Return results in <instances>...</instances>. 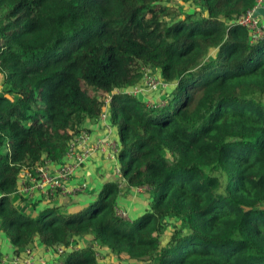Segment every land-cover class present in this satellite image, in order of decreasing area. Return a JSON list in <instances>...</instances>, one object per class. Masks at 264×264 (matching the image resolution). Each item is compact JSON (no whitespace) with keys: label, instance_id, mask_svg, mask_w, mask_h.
<instances>
[{"label":"trees","instance_id":"1","mask_svg":"<svg viewBox=\"0 0 264 264\" xmlns=\"http://www.w3.org/2000/svg\"><path fill=\"white\" fill-rule=\"evenodd\" d=\"M165 1L0 0V234L15 257L38 243L64 249L60 264H264V33L235 22L258 0H177L183 17ZM146 72L174 86L164 104L125 92ZM107 96L120 180L147 210L119 217L109 182L32 217L20 177L62 164Z\"/></svg>","mask_w":264,"mask_h":264},{"label":"crops","instance_id":"2","mask_svg":"<svg viewBox=\"0 0 264 264\" xmlns=\"http://www.w3.org/2000/svg\"><path fill=\"white\" fill-rule=\"evenodd\" d=\"M258 6L264 7V0H260ZM155 76L159 77L158 74H155ZM134 88L135 87L131 88V94L145 103L147 100H151L153 102L152 104H154L163 101L164 96H166L157 93L159 96L156 97L154 93L146 89L141 90L138 95H135ZM173 88L174 86L172 85L169 88V92H171ZM84 128L87 131L81 134L86 136V147L98 148L94 149L84 165L78 168L74 176L65 183V191H57L55 193L45 192V189L40 188L38 183L35 184L29 181L23 174L19 179L17 188V195L20 197L17 202L18 207H23L24 211L32 215V217H35L40 211L48 207H59L66 213H73L95 200L104 184L119 182L122 185L123 193L117 198L116 207L119 211L126 213L127 220L137 218L147 210L149 202L148 194L144 191H140L141 189L133 188L127 190L125 182L123 181L124 183H121L118 177L117 170L119 166L116 157H110L109 151L104 147L102 149L100 146L101 143L107 141L114 142L118 145L116 128L112 127L107 120L96 123L87 121ZM57 165L58 164L47 163L45 167L48 170H53ZM23 183L30 188L28 194H23L21 192ZM81 184L86 186L83 193H68L69 190ZM131 214L137 216L131 217ZM79 243H82L83 246L85 244L82 240ZM74 246L77 247L75 244ZM32 254L31 264H60L58 255L47 251L38 243L35 244V249L32 250ZM15 258L13 248L9 245L7 239L0 234V264H13ZM19 264H24V262L21 261Z\"/></svg>","mask_w":264,"mask_h":264},{"label":"built area","instance_id":"3","mask_svg":"<svg viewBox=\"0 0 264 264\" xmlns=\"http://www.w3.org/2000/svg\"><path fill=\"white\" fill-rule=\"evenodd\" d=\"M260 3L258 0L257 6ZM255 7V8H256ZM254 10V9H253ZM252 11L248 12L247 14L239 17L235 20L236 24H239L248 29V31L252 34L254 38L260 37L264 33V25L261 24L260 19H255L252 17ZM168 85L162 83L159 77L151 75L150 73L146 72L142 80L140 81L137 86L134 88V94L138 95L141 90L146 89L151 93H159L157 91L162 92L160 95H164L163 93L167 90ZM110 98L107 96L102 111L99 115V120L104 122L108 119V104ZM162 102V101H159ZM87 141L86 136L84 134L78 135L70 144L69 149L65 155V158L62 164H58L57 167L53 170L46 169L45 165L39 168L35 174L36 176L33 177L29 174H24L29 181L33 183H38L40 188L45 189V192L55 193L57 191H65V183L76 173L77 169L80 168L84 163L89 159L90 155L94 151L95 148H88L86 147ZM100 146L107 149L109 151L110 157H116L118 152V145L114 142H104L101 143ZM118 177H120L119 169L117 170ZM122 181V180H121ZM23 187L21 192L23 194H28L30 188L26 186L25 183L22 184ZM86 186L81 184L76 186L74 189L69 190L68 193L75 194V193H83ZM142 190V189H141ZM116 213L119 217L127 220V215L125 212L119 211L116 209ZM64 251V249H58L56 255L60 256V254ZM31 252L26 251L20 258H15L13 260V264H19V262L23 261L24 264H31L32 257ZM96 260L98 261V254L95 256Z\"/></svg>","mask_w":264,"mask_h":264},{"label":"rangeland","instance_id":"4","mask_svg":"<svg viewBox=\"0 0 264 264\" xmlns=\"http://www.w3.org/2000/svg\"><path fill=\"white\" fill-rule=\"evenodd\" d=\"M165 3L171 8V11L173 13H176L178 15H181L180 17H183L185 14L192 13L193 10H194V8L192 6L186 5V4L182 3L181 1H177V0L165 1ZM260 21H261V24L264 25V20L263 19H260ZM125 92L131 94V92H132L131 91V88L125 90ZM157 92H159L160 94L162 93L160 91H157ZM167 93H169L168 88H167V90L163 94L166 95ZM154 96L157 97V96H159V94H157L156 92H154ZM146 103H151L152 104L153 102L151 100H147ZM157 103L164 104V101L157 102ZM121 183H124V182L121 181ZM119 185H120V188H122L121 187L122 185L121 184H119ZM140 191H142V190H140ZM133 216H137V215L131 214V217H133ZM169 233H170V230H167L166 233H165V235L168 237ZM166 236L163 238L164 241L167 239ZM80 246H83V244L80 243ZM29 251L31 252V255H32L31 257H33L32 251L31 250H29ZM101 260H102V263H101ZM97 262L99 264H146L144 262L126 261V260H123V259L117 260L116 258L112 257L111 255L110 256H107V257L106 256L103 257V256H101L99 254H98V261Z\"/></svg>","mask_w":264,"mask_h":264},{"label":"water","instance_id":"5","mask_svg":"<svg viewBox=\"0 0 264 264\" xmlns=\"http://www.w3.org/2000/svg\"><path fill=\"white\" fill-rule=\"evenodd\" d=\"M252 17L255 19H263L264 20V7H256L252 12Z\"/></svg>","mask_w":264,"mask_h":264},{"label":"clouds","instance_id":"6","mask_svg":"<svg viewBox=\"0 0 264 264\" xmlns=\"http://www.w3.org/2000/svg\"><path fill=\"white\" fill-rule=\"evenodd\" d=\"M137 86V85H136Z\"/></svg>","mask_w":264,"mask_h":264}]
</instances>
